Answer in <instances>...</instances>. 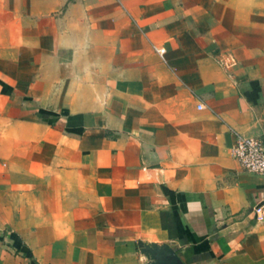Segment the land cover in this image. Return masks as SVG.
Segmentation results:
<instances>
[{
  "label": "crops",
  "instance_id": "0c3cea01",
  "mask_svg": "<svg viewBox=\"0 0 264 264\" xmlns=\"http://www.w3.org/2000/svg\"><path fill=\"white\" fill-rule=\"evenodd\" d=\"M236 134L264 147V0H0V264H264Z\"/></svg>",
  "mask_w": 264,
  "mask_h": 264
},
{
  "label": "built area",
  "instance_id": "2783aa9c",
  "mask_svg": "<svg viewBox=\"0 0 264 264\" xmlns=\"http://www.w3.org/2000/svg\"><path fill=\"white\" fill-rule=\"evenodd\" d=\"M152 49L162 60L163 48ZM197 109H200V105ZM231 156L244 172L264 176V147L258 139L236 134Z\"/></svg>",
  "mask_w": 264,
  "mask_h": 264
},
{
  "label": "water",
  "instance_id": "95a60500",
  "mask_svg": "<svg viewBox=\"0 0 264 264\" xmlns=\"http://www.w3.org/2000/svg\"><path fill=\"white\" fill-rule=\"evenodd\" d=\"M140 251L148 260V264H183L168 244L144 245Z\"/></svg>",
  "mask_w": 264,
  "mask_h": 264
}]
</instances>
